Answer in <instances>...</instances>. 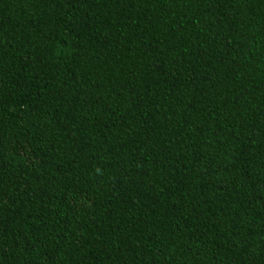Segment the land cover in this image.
Listing matches in <instances>:
<instances>
[{
    "label": "trees",
    "instance_id": "obj_1",
    "mask_svg": "<svg viewBox=\"0 0 264 264\" xmlns=\"http://www.w3.org/2000/svg\"><path fill=\"white\" fill-rule=\"evenodd\" d=\"M0 264H264V0H0Z\"/></svg>",
    "mask_w": 264,
    "mask_h": 264
}]
</instances>
